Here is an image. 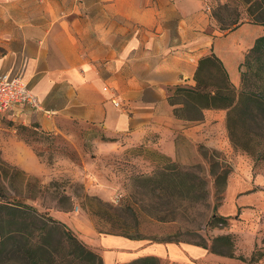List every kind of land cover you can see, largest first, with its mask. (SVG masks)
<instances>
[{
  "label": "crops",
  "instance_id": "crops-1",
  "mask_svg": "<svg viewBox=\"0 0 264 264\" xmlns=\"http://www.w3.org/2000/svg\"><path fill=\"white\" fill-rule=\"evenodd\" d=\"M204 2L0 0V73L19 74L40 102L39 111L17 108L2 117L42 134L79 138L85 144L77 147L81 155L83 146L90 154L91 144L92 154L99 156L141 152L137 159L147 168L192 163L201 145L226 150V109H203L200 119H179L175 109L183 106L170 104L169 98L179 86H195L200 59L212 53L238 88L244 54L264 33L247 23L223 35L210 32ZM150 152L160 160L148 157ZM0 154L27 178L46 181L57 174L15 128L0 125ZM241 166L240 175L227 179L225 205L234 211L243 208V218H250L255 211L249 206L259 203L264 191H255L261 180L253 179L247 163ZM245 188L249 194L240 197L238 191ZM49 214L78 233L104 264L150 259L229 264L232 259L187 242L101 235L86 218L64 211Z\"/></svg>",
  "mask_w": 264,
  "mask_h": 264
},
{
  "label": "rangeland",
  "instance_id": "rangeland-1",
  "mask_svg": "<svg viewBox=\"0 0 264 264\" xmlns=\"http://www.w3.org/2000/svg\"><path fill=\"white\" fill-rule=\"evenodd\" d=\"M204 13L211 17L208 28L210 32L217 30L219 35L245 23L260 26L250 21L247 13L235 0H205ZM260 27L264 33V27ZM261 64L263 69L259 70ZM255 68L257 76L249 86L264 95V59L255 62ZM242 70L245 71V67ZM0 125L15 128L16 134L33 148L37 156L57 170V174L50 175L46 181L33 176L27 178L25 174L12 168L0 154V188L8 202L14 205H31L50 217L51 211H64L71 216L86 218L101 235L139 237L152 243L173 241L192 244L199 243L203 237L208 246L222 255L227 257L232 254L229 264H264V195L261 193L259 203L249 206L248 209L255 211L250 218H243V208L234 211L225 205L227 179L232 174H241L243 162L250 167L253 179L259 178L262 182L255 191H264V121L260 123V130L251 121L243 125V132L251 137L248 144L244 143L247 140L243 134L238 136L236 145L228 136L227 151L201 145L198 148L199 156L192 163H166L151 168L137 159L141 152L129 150L120 156H99L92 154L95 148L91 144L88 155L85 144L79 138L70 140L62 136L42 134L33 128L11 124L2 115ZM75 132L80 135L79 129ZM250 132H260L261 135L256 137ZM82 145L83 155L77 153V147ZM147 156L160 160L155 152H150ZM65 160L70 162H64ZM167 174L171 181H164L162 186L166 192L158 196L155 182L165 179ZM224 175V183H218L219 177ZM203 192H206V198L203 197ZM249 192L246 188L241 189L238 195L243 197ZM217 203L215 214L226 218L227 222L206 225L213 216L212 209ZM172 217L176 219H168ZM65 227L100 258L81 263L72 261V264H104L100 254L87 246L78 233L70 230L67 225ZM226 233L229 243L212 242L214 237ZM65 242L63 245H66ZM7 257L12 258L13 254L9 252ZM194 263L202 264L196 261ZM134 264L170 263L150 259Z\"/></svg>",
  "mask_w": 264,
  "mask_h": 264
},
{
  "label": "trees",
  "instance_id": "trees-1",
  "mask_svg": "<svg viewBox=\"0 0 264 264\" xmlns=\"http://www.w3.org/2000/svg\"><path fill=\"white\" fill-rule=\"evenodd\" d=\"M235 3L243 8L252 23L264 27V0H235ZM263 59L264 36H260L254 40V46L247 52L239 66L241 85L236 89L230 83L220 59L213 53L201 58L195 73V86L192 88L179 86L175 89V96L169 98L170 104L183 106L175 109V116L179 119L195 120L202 117L203 109H226L227 130L231 142L236 145L238 136L243 134L247 140L244 143L248 144L251 137L243 132V125L251 121L260 130V123L264 121V95L249 86L257 76L255 62ZM242 67H245V71ZM262 69L263 64L259 65V70ZM207 87L209 90H206ZM251 134L256 137L261 135L260 132ZM224 179L225 175L219 177L218 183H224ZM164 181L166 183L171 181V177L167 174L165 179L155 182L158 196L166 192L162 186ZM4 196V191L0 188V264H72V261L81 263L88 259L100 260L94 252L76 239L64 224L47 213H40L31 205H14L5 200ZM203 197L206 198V192H203ZM217 205L218 203L214 204L212 212ZM217 222L225 224L227 219L214 212L206 225ZM228 240V236H217L212 242L225 244L229 243ZM64 242L66 245H63ZM193 244L202 246L213 254H221L208 246L203 237L199 243ZM9 252L13 254L12 258L7 257ZM229 257H232V254Z\"/></svg>",
  "mask_w": 264,
  "mask_h": 264
},
{
  "label": "built area",
  "instance_id": "built-area-1",
  "mask_svg": "<svg viewBox=\"0 0 264 264\" xmlns=\"http://www.w3.org/2000/svg\"><path fill=\"white\" fill-rule=\"evenodd\" d=\"M17 108L39 111L40 102L19 74L0 73V114L10 115Z\"/></svg>",
  "mask_w": 264,
  "mask_h": 264
}]
</instances>
